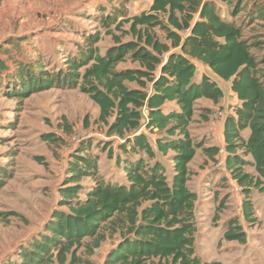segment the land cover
<instances>
[{
	"label": "trees",
	"instance_id": "16d2710c",
	"mask_svg": "<svg viewBox=\"0 0 264 264\" xmlns=\"http://www.w3.org/2000/svg\"><path fill=\"white\" fill-rule=\"evenodd\" d=\"M249 1L251 5L244 0H153L147 12L132 17L123 7L111 12L100 8L106 13L101 26L116 41L103 55L96 32L87 35L55 73L37 64L36 70L20 66L16 96L79 89L98 106L107 137L120 141L115 157L124 181L104 180L98 157L84 154L88 147L80 145L70 154L58 209L43 231L18 250L19 261L6 264H84L77 256L80 249L92 255L114 235L119 240L103 264H221L203 262L195 252L198 196L188 187L189 164L201 145L193 141L189 127L198 100L217 104L223 98V90L210 77L194 81L195 62L229 82L239 102L224 119L222 148L225 168L245 197L243 215L250 221L252 190L264 193V36L248 40L235 18L246 10L248 22H264V8L259 0ZM219 2L232 9L230 18L221 16ZM124 24H129L125 34L132 37L127 42L110 30L114 26L121 31ZM126 61L136 67L116 69ZM145 131L157 135L158 153L169 159L171 173L157 159ZM110 146L102 150L112 158ZM219 150L204 152L213 159ZM247 166L253 174L244 172ZM84 179L93 184L84 186ZM3 185L0 179V188ZM226 238L246 241L235 222Z\"/></svg>",
	"mask_w": 264,
	"mask_h": 264
},
{
	"label": "rangeland",
	"instance_id": "374dc122",
	"mask_svg": "<svg viewBox=\"0 0 264 264\" xmlns=\"http://www.w3.org/2000/svg\"><path fill=\"white\" fill-rule=\"evenodd\" d=\"M152 1L0 0V66H4L0 71V171L5 173L0 175L4 181L0 188V264L19 261L18 250L43 231L52 212L58 209L59 189L66 178L70 154L80 145L88 147L84 154L98 157L104 180L124 181L115 157L120 155L116 149L120 141L107 137L106 126L99 121L98 106L79 89L52 88L28 97L16 96L20 84L15 75L20 66L36 70L37 64L40 69L55 73L63 68L65 59L76 53L77 45L96 32L100 33L97 47L103 55L116 41L101 26L100 18L106 13L100 8L111 12L123 7L132 17L147 12ZM244 3L251 5L249 0ZM258 4L264 8V2ZM220 6V13L230 18L229 5ZM246 13L242 10L235 21L243 26L247 39L264 36V22H248ZM110 30L122 42L132 40L130 34H125L129 24H124L121 31L114 26ZM155 31L163 39L164 35ZM134 67L136 64L126 61L116 69ZM199 74L201 71L196 79ZM220 83L223 98L217 104L198 100L189 127L191 138L201 145L189 164L188 187L198 196L195 252L203 262L264 264V193L252 190V216L250 221L246 220L242 190L224 165H218L219 157L212 159L204 152L220 145L216 122L220 121L221 112L228 114L232 107L231 89ZM126 85L136 88L134 83ZM110 143L114 150L112 158L107 150H102ZM157 158L171 173L169 159L159 154ZM244 172L253 174L254 170L247 166ZM82 184L90 187L93 181L84 179ZM231 222L241 226L245 243L226 238ZM118 240V235L107 237L94 254L87 255L80 249L77 256L84 264H103ZM147 264H157V260Z\"/></svg>",
	"mask_w": 264,
	"mask_h": 264
},
{
	"label": "crops",
	"instance_id": "0c3cea01",
	"mask_svg": "<svg viewBox=\"0 0 264 264\" xmlns=\"http://www.w3.org/2000/svg\"><path fill=\"white\" fill-rule=\"evenodd\" d=\"M260 2H264V0H260ZM152 4V3H151ZM217 5H218V7L219 8H222L220 5H224V3H221V2H219V3H217ZM151 6V5H150ZM149 6V7H150ZM149 9V8H148ZM221 16L222 17H224V15H222L221 14ZM195 66H196V73H195V76H194V81L195 82H199L200 81V79H201V77L203 76V75H205V76H208V77H210L213 81H215L218 85H219V87L222 89V87H221V83L220 82H224V81H222V80H220L219 78H217L211 71H210V69L208 68V67H206L204 64H202V63H200V62H198V61H196L195 62ZM198 71H201V74H199V78L198 79H196V75H197V72ZM226 85H227V88L229 89V91H230V83L229 82H224ZM223 90V89H222ZM231 93V96H232V98H233V101H232V107H231V109L228 111V113H232V110H233V107H235L236 105H238L239 104V102H238V100L236 99V96H235V94L232 92V91H230ZM213 103V102H212ZM211 103V104H212ZM214 104V103H213ZM217 123V126H218V131H219V134H220V145L219 146H217L218 148H222V147H224V138H223V126H224V119L223 120H220L219 122H216ZM145 133L147 134V136H148V139H149V142H150V145H151V147H152V149L154 150V152L157 154V156H158V149H157V146H156V138H157V135L156 134H149L148 132H146L145 131ZM248 134H249V131L247 130V131H245L244 132V137H247L248 136ZM159 155H161V154H159ZM158 159V158H157ZM158 160H160V159H158ZM161 161V160H160ZM113 247V246H112Z\"/></svg>",
	"mask_w": 264,
	"mask_h": 264
},
{
	"label": "built area",
	"instance_id": "2783aa9c",
	"mask_svg": "<svg viewBox=\"0 0 264 264\" xmlns=\"http://www.w3.org/2000/svg\"><path fill=\"white\" fill-rule=\"evenodd\" d=\"M226 115H227V114H224V112H221V113L219 114V119H220V120L225 119ZM218 157H219V158L217 159L218 165H224V167H225V164H224L225 150H224L223 148H220V150H219V154H218Z\"/></svg>",
	"mask_w": 264,
	"mask_h": 264
}]
</instances>
